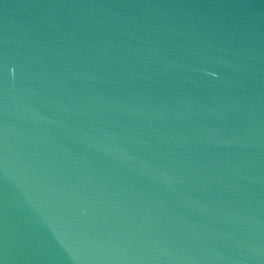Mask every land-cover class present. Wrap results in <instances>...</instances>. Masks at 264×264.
<instances>
[{
    "label": "water",
    "instance_id": "95a60500",
    "mask_svg": "<svg viewBox=\"0 0 264 264\" xmlns=\"http://www.w3.org/2000/svg\"><path fill=\"white\" fill-rule=\"evenodd\" d=\"M0 264H264V0H0Z\"/></svg>",
    "mask_w": 264,
    "mask_h": 264
}]
</instances>
